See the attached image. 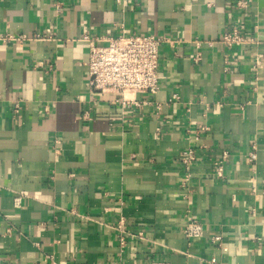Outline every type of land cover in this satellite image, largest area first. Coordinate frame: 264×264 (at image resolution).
Listing matches in <instances>:
<instances>
[{
  "label": "crops",
  "instance_id": "1",
  "mask_svg": "<svg viewBox=\"0 0 264 264\" xmlns=\"http://www.w3.org/2000/svg\"><path fill=\"white\" fill-rule=\"evenodd\" d=\"M236 1L0 0V264H264V0ZM235 24L255 41L225 71ZM121 33L172 41L131 108L87 74L84 36Z\"/></svg>",
  "mask_w": 264,
  "mask_h": 264
},
{
  "label": "built area",
  "instance_id": "2",
  "mask_svg": "<svg viewBox=\"0 0 264 264\" xmlns=\"http://www.w3.org/2000/svg\"><path fill=\"white\" fill-rule=\"evenodd\" d=\"M252 0H237V9L247 10L251 7ZM49 33L50 29L47 30ZM14 36L7 34L3 41L13 39ZM84 38L89 41V58L87 62V74L89 87L92 93L100 98H105L112 105H119L123 108H131L132 105H139L137 101L127 97L129 93L156 94L160 87V61L161 48L165 42H172L166 35L133 33L100 37ZM254 38L245 34L240 25L235 24L231 29L225 31L220 42L226 46L229 52L224 54L225 71L229 70L232 64L230 52L240 47H246L254 43ZM202 39L194 40L196 48L202 44ZM208 44H213L208 41ZM200 56L194 57L198 61ZM252 65L257 68L264 63L263 55L256 54L250 57ZM177 97V95H175ZM55 142L58 144L59 140ZM227 152L224 153L226 158ZM254 158V153H250ZM197 160V153L194 149L184 150L179 158L180 167L184 172V182L188 181L192 175V166ZM217 174L223 175L222 165L218 167ZM16 203H20V197L16 198ZM124 219H121L119 228L123 231ZM186 237L190 239L201 237L204 233V226L198 219H189L183 228ZM142 233H139L141 235ZM121 245H125V238L121 235ZM222 237L215 235L212 241L219 243ZM149 264H171L164 260H151Z\"/></svg>",
  "mask_w": 264,
  "mask_h": 264
}]
</instances>
